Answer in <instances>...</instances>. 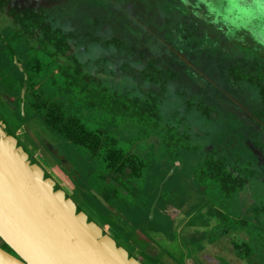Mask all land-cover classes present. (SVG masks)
I'll list each match as a JSON object with an SVG mask.
<instances>
[{
  "label": "flooded vegetation",
  "instance_id": "1",
  "mask_svg": "<svg viewBox=\"0 0 264 264\" xmlns=\"http://www.w3.org/2000/svg\"><path fill=\"white\" fill-rule=\"evenodd\" d=\"M203 10L181 0H0V80L12 85L0 111L22 120L23 101L27 118L86 153L102 192L88 182L85 192L126 223L129 246L158 245L154 222L160 211L174 221L169 208L181 263L187 244L224 237L239 260L264 264V50L241 29L225 36L234 26Z\"/></svg>",
  "mask_w": 264,
  "mask_h": 264
},
{
  "label": "water",
  "instance_id": "2",
  "mask_svg": "<svg viewBox=\"0 0 264 264\" xmlns=\"http://www.w3.org/2000/svg\"><path fill=\"white\" fill-rule=\"evenodd\" d=\"M212 2L221 12L228 7L227 0ZM251 2L252 0H247V4ZM233 15L240 14L234 12ZM221 22L233 27L223 18ZM259 24V20H253L241 32L264 50V45L259 44L251 35ZM24 89L25 85L22 92ZM5 110L10 114L11 120H18L11 117L12 113L7 107ZM21 111L23 119L19 121L24 138L14 132L0 113V241L8 248L0 246V264H146L113 237L110 233L113 228L109 224L100 226L80 208L69 194L72 190L64 188L46 168H50L55 174L61 173L57 169L60 168L72 181L80 176L60 145L45 131L62 139L63 145L69 149L75 147L49 130L41 119L27 118L23 101ZM34 119L41 125L36 126ZM27 127L35 133V142L27 138ZM27 141H32L41 148L39 154L46 167L37 161L27 146ZM71 172L74 174L71 175ZM89 191L106 210L114 212V208L100 194L93 189ZM119 234L125 237L121 232ZM140 235L142 239L145 238L138 233ZM147 242L154 245L151 241ZM130 246L155 260L153 253L144 252L143 247L134 241ZM227 250L231 259L239 260L232 249ZM171 257L178 260L177 255ZM193 264L230 263L224 259L222 261L219 255L212 252H204L203 258L197 255Z\"/></svg>",
  "mask_w": 264,
  "mask_h": 264
},
{
  "label": "rangeland",
  "instance_id": "3",
  "mask_svg": "<svg viewBox=\"0 0 264 264\" xmlns=\"http://www.w3.org/2000/svg\"><path fill=\"white\" fill-rule=\"evenodd\" d=\"M5 83H6V85H3L2 81L0 80V94L2 95V97L5 100L7 99V102H8L9 98H8V95L6 94V92H10V90H11L10 86H12V85H10L11 82L7 81V80L5 81ZM0 113L2 115H4V117H6L5 119L8 121V123L10 124V126L13 130L20 127L21 121L13 120V119L11 120V118L9 117L10 114L8 115V113L5 110L0 111ZM35 125L40 126L41 124L35 120ZM27 128H28V133H29L26 135L27 138L29 140L31 139L33 142H35L33 139L35 137V133H33L31 128H29V127H27ZM45 132L47 135H49V137L51 139L56 141L55 143L57 145H60L59 146L60 149L62 150V152H64L66 154L67 158H69V160L71 162H73L77 171L80 173V176L78 177V179L76 181H72L70 178L67 177V175L60 168H57V169L59 170V172H61L64 175V177H63V175H61V173L59 174L58 172H56L57 175L55 173H52L50 171L51 169L46 167L44 161L40 157V154H39L40 151L39 150L41 148H39V146L37 144H34L32 141H27L28 142L27 146L31 149L32 154L34 156H36L37 161L40 162L44 167H46L49 170V172H51V174L54 175V177L61 183V185L64 188L67 189L69 187L72 190V192L70 191V193L72 194L73 199L77 202L79 207L82 208L93 220L98 222L97 216H99V214H101L100 217L102 219H104V221L106 220L107 222H111L114 229L111 230L110 233L113 235V237L116 238V240L121 245H123L125 248H127L130 252H132L137 257L141 258L142 261L146 264H161L159 260L155 261V260L147 257L145 254H142L141 252L139 253L138 251L134 250V248L132 246H129V244L127 242V238L129 236L126 235L127 233H126V231H124V225H123V223L124 224H126V223L122 222V220L119 219L116 215L109 213L107 211L103 212L102 209L100 210L98 203L95 201V199H93L87 192H85V187H87V184L92 186L93 188L97 189L98 191L102 192V186L97 181V179L95 178L94 166L92 168H89L87 166V164L85 163V161L87 160L86 153H84L83 151L80 152V151L76 150L75 148L69 149L68 147L63 145V142H61L62 139L57 138V136H53L51 133H48L47 131H45ZM18 134L20 137L24 138V136L22 134V129H20L18 131ZM121 212L124 213L125 215H127L122 209H121ZM103 216L105 218H103ZM141 228L144 230L143 227H141ZM119 232L123 233L125 237L120 235ZM153 236H154V234H153ZM188 245H190L188 249L192 250V248H195V245H198V242L194 241V243H189V244H187V246Z\"/></svg>",
  "mask_w": 264,
  "mask_h": 264
},
{
  "label": "crops",
  "instance_id": "4",
  "mask_svg": "<svg viewBox=\"0 0 264 264\" xmlns=\"http://www.w3.org/2000/svg\"><path fill=\"white\" fill-rule=\"evenodd\" d=\"M166 211L169 212L170 215L172 213L175 214V216H173L172 218V220L174 221L171 222L168 221L167 223H165L164 219H166L165 217L166 212L160 211L159 214L157 215V218L155 219L154 222L155 231L153 232L154 237L158 242V245H152L147 242L144 243L143 249L144 252L148 251L149 253H153L152 255H154L155 260H159L163 264H183L179 261V258L181 259L183 252L181 251L180 248H178L177 245L172 244L173 241L169 239L170 234L171 233L174 234V229L180 220H178L179 217L178 215L176 216V212L173 209L168 208L166 209ZM206 229L208 230V228ZM202 230L203 229L199 227H192L191 230H189V233L194 231H202ZM189 246L190 245L188 246L186 245L187 247L186 251L189 257L188 258L189 264H193V262H195V260L197 259V255L203 258L204 252H209V253L212 252L216 255H219V258L222 261L223 259L224 261L227 260L230 264H246V262L243 260L236 261L237 259H231L230 256L227 255L229 253L227 248L231 250V247L228 243L227 238L224 237L220 238L215 242H208L207 239H203L200 242H198V245H195V248H192V250L188 249ZM218 246H220V248ZM167 251L170 254H168ZM171 255H177L178 260L171 257Z\"/></svg>",
  "mask_w": 264,
  "mask_h": 264
},
{
  "label": "clouds",
  "instance_id": "5",
  "mask_svg": "<svg viewBox=\"0 0 264 264\" xmlns=\"http://www.w3.org/2000/svg\"><path fill=\"white\" fill-rule=\"evenodd\" d=\"M181 3L191 8L197 17H201V5H203V18L213 25H219L221 18L233 25L235 31L229 28L224 32L225 36L230 38H236V31L247 29L249 23L259 20L260 24L251 32V35L259 44L264 45V0H252L251 4H247V0H227L228 7L224 12L214 6L212 0H195V3H192V0H181ZM234 12L240 15L234 16ZM209 17H211L210 20ZM218 30L224 31L223 28Z\"/></svg>",
  "mask_w": 264,
  "mask_h": 264
}]
</instances>
